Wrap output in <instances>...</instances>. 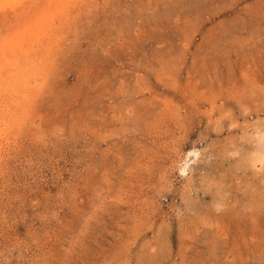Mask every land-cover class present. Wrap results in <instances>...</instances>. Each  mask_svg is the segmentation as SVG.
<instances>
[{"label": "rangeland", "instance_id": "rangeland-1", "mask_svg": "<svg viewBox=\"0 0 264 264\" xmlns=\"http://www.w3.org/2000/svg\"><path fill=\"white\" fill-rule=\"evenodd\" d=\"M15 1L0 264H264V0Z\"/></svg>", "mask_w": 264, "mask_h": 264}, {"label": "bare ground", "instance_id": "bare-ground-1", "mask_svg": "<svg viewBox=\"0 0 264 264\" xmlns=\"http://www.w3.org/2000/svg\"><path fill=\"white\" fill-rule=\"evenodd\" d=\"M16 1H17V4H16V5H21V4L23 3V2H22L23 0H16ZM16 1H15V2H16ZM4 2H5V1H4ZM15 2H14V3H15ZM7 4H8V3H7ZM10 6H11V5H10ZM5 8H6V6H5ZM30 29H31V28H30ZM30 41H32V40H30ZM36 47H37V46H36ZM36 51H37V50H36ZM39 58H40V57H39ZM21 64H22V63H21ZM4 68H5V67H4ZM17 78H18V77H17Z\"/></svg>", "mask_w": 264, "mask_h": 264}]
</instances>
